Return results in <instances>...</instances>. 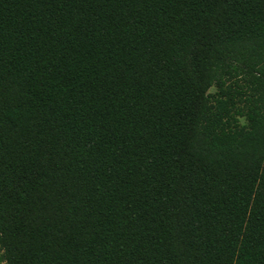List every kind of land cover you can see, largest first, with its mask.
Masks as SVG:
<instances>
[{
  "label": "trees",
  "instance_id": "obj_1",
  "mask_svg": "<svg viewBox=\"0 0 264 264\" xmlns=\"http://www.w3.org/2000/svg\"><path fill=\"white\" fill-rule=\"evenodd\" d=\"M0 264H264V0H0Z\"/></svg>",
  "mask_w": 264,
  "mask_h": 264
}]
</instances>
